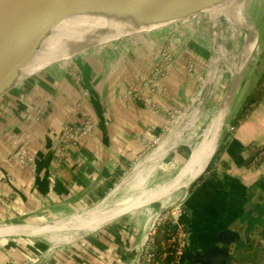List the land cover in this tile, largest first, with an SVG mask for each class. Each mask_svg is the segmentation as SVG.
I'll return each mask as SVG.
<instances>
[{
  "label": "crops",
  "instance_id": "1",
  "mask_svg": "<svg viewBox=\"0 0 264 264\" xmlns=\"http://www.w3.org/2000/svg\"><path fill=\"white\" fill-rule=\"evenodd\" d=\"M258 7L261 8L260 18L256 27L253 22L251 51L254 41L257 45L251 59L256 51L261 54L257 27L264 20V2ZM203 38L206 39L201 37L200 41ZM193 45L198 48L194 49L198 54L195 63L202 66L201 59L207 56L208 50L199 49L198 42ZM64 52V48L55 46L46 50L40 47L37 54L22 66V77L28 76L29 70L34 72L51 63L54 58L64 63L67 60ZM211 56L212 52L208 55L207 66ZM259 59L257 70L248 82L250 88L244 91L241 106L236 111L231 110L236 89L227 106L223 131L214 140L216 144L218 139L220 143L223 141L222 152L219 156L214 152L210 159L211 167L205 168L187 188L170 189L174 184L169 186L167 183L176 177H184H181L180 170L192 156V149L200 146L206 124L195 132L202 122L199 115L190 127L185 123V131L176 130L190 107L188 101L195 82L194 76L186 73L184 63L178 62L177 66L170 68L168 65L169 73L161 79L164 91L149 99L141 97L139 101L122 94L104 93L101 96L90 82L94 68L90 64L92 68L89 71H83L84 65H81L71 71L51 72L38 79L32 92L33 115H37L36 107L45 103L49 116H38L30 124L23 121L26 105L18 97L29 91L33 81H25L2 96L5 107L2 109L4 112H0V264H132L153 211L171 202H178L183 211L179 223L185 232V245L191 252L205 249L208 245L220 247L216 235L224 229L237 231L239 235V242L230 253L223 254L216 249L205 263L196 264H264V158L250 165L255 150L264 145V55ZM140 66L146 69L151 64L145 67L141 63ZM77 71H81L83 76L80 83L74 80ZM129 72V68L123 71L119 67L113 77H130ZM243 76L241 84L246 74ZM86 80L88 86L85 85ZM116 84L113 83V88ZM82 86L91 92V98L80 92ZM257 88L262 92L261 98L248 110L247 119L233 124L232 121L241 115L246 97ZM148 102L154 103L155 108ZM171 109L175 112H170ZM216 109L217 106L212 112L204 113L205 121ZM178 110L181 111L179 114ZM168 112L176 118L175 125L169 121ZM191 114L192 110L187 114L188 120ZM87 115L92 126L77 141H72L57 163L54 154L60 126L66 123L75 128ZM228 125H236V130L229 136L226 133ZM196 137L198 146L194 144L191 147L189 143ZM19 141L28 143L33 157L31 162L22 163L14 159L16 142ZM149 143L147 155L136 161L137 156L148 149ZM174 168L172 176L166 180L161 178L156 184L158 186H154L161 172L171 173ZM144 191L151 194L137 203L106 213L95 221L96 225L91 230L62 244L52 240L47 244L42 240L44 236H52L51 233L28 236L11 234L8 229L4 231V226L49 225L51 221L71 215L75 217L96 207L110 208L117 201ZM143 202L147 204L105 223H98L106 216L123 213ZM152 203L157 206H149ZM44 216L52 219L43 221ZM65 226L67 228L54 234L77 231L72 230L74 227L69 223ZM179 264L193 263L182 255Z\"/></svg>",
  "mask_w": 264,
  "mask_h": 264
},
{
  "label": "rangeland",
  "instance_id": "2",
  "mask_svg": "<svg viewBox=\"0 0 264 264\" xmlns=\"http://www.w3.org/2000/svg\"><path fill=\"white\" fill-rule=\"evenodd\" d=\"M261 2L263 3L264 0H250L247 1L244 6H245V13L247 12V14H249V19L250 21L254 22V25L256 27V22L257 19H259L260 17V10L261 8H259L258 6H260ZM206 11V12H205ZM234 14H232V22L229 25H227L226 23H224L223 17L219 18L218 20V31H219V36L222 37V39L219 40V38H216V42L220 45L223 46V49L225 51V53L228 55L226 56L225 54H222L223 57L227 58V57H231V52L233 54H235L238 51V48L241 45V36H242V29L244 27L242 20H241V13H242V8L241 7H236L234 10ZM202 16V20H194L192 22V18H186L183 20L178 21V24H175V26L178 25H183V26H187L185 28H180L177 31H168V32H163L157 36H155L154 38H152L151 40L146 41L145 43H140L136 46H127V47H123V45H121L120 47H122L121 49H119L117 52L115 53H103L102 56L98 59H95L93 61H90L88 63H84L82 65H84L83 71L84 69L86 71H89L90 66H94V68H92V78L90 81L91 84L93 85V87H97L96 90L98 92H100V95L102 96L104 93H114L115 95L117 94H122L124 97L131 99L133 101H139V99L142 98H150V97H154L155 94L160 93L163 90V85L161 83H164L161 79L165 77L166 74L169 73V70H167V66L170 67H175V65L177 66L178 62L180 63H184V69L186 71V73H190L191 75H193L195 82H194V90L190 96L189 99V109L185 111V115H184V119L183 121L180 122V125H178L179 127L176 130H184V126L185 123H187L188 121V117L187 114L189 115L191 110H200L199 111V115H200V119L199 121L201 123H199L196 127V133L197 130L202 128L203 125L206 124L207 121L206 118L204 117V113H210L212 112V110H214V108L218 105L219 100L221 99V97L223 96V94H225V92L228 90L229 87V83H230V73L228 71H225L223 69V66L221 63H219L217 70L215 72V77L213 80L208 81V78L206 76V70H207V61L208 59V55L210 53V51L212 52L211 46L214 42V40L211 38L210 36V13L208 12V9L203 10L200 14L197 15L196 19H198L199 17ZM112 17L106 18L107 20L111 19ZM104 19V18H103ZM106 20V21H107ZM221 21V22H220ZM104 21L99 20L98 22L96 21L93 24H98L97 26H90L87 27L85 29L80 30L79 32L75 33L74 35L68 36L66 38L57 40L56 42L53 43L52 46H55L56 48H64L65 50V55L66 58L68 59L69 57H71V55L73 54H77L80 52H83L84 49L86 47H88L89 45H93V46H97V47H101L103 44L108 43L110 40L114 39L117 37V35H120L121 32V27H119L120 23L117 24V26L114 28V30L112 32H110L109 34H101L100 38H97L91 42L87 43V46L83 47L80 46L79 44L81 43V40L84 36H89L90 39L95 38V34L97 33L98 30H100L101 28H103ZM133 22V21H130ZM193 23V24H191ZM91 24V25H93ZM131 25V24H129ZM124 26V25H123ZM157 26L155 25H150L149 27L143 28V29H138L136 30L135 34L133 35H137L140 33V31H145V30H149L152 28H155ZM129 28V27H126ZM256 30V29H255ZM258 30V34L259 36V45H258V49H260V53H258V51H256V54L254 55V58L250 60L249 64L247 65V67L245 68L243 75L246 74V78L243 80L242 84V78L244 77L243 75L240 78L239 83L236 85V93L234 98L232 99V103H231V110L232 111H236L240 106L241 103L243 102V99L245 98L244 95V91L248 88H250V85L248 86V82L250 81V77L251 75H253V73L256 72V64H259L260 60L259 57L264 55V20L262 25H258L257 27ZM253 32H254V28H253ZM127 33H131V32H127ZM129 36H132V34H130ZM201 37H205L206 39H202V41H200ZM219 40V41H218ZM226 40V41H225ZM196 42L199 43L200 48L199 49H206L207 51V56L205 55L204 57H202V62L203 65H197L194 59H196V52H194V49H198L195 48V46L193 44H195ZM77 44L79 45L78 50H73L70 49L71 48V44ZM255 43V41H254ZM253 43V45H254ZM86 44V43H85ZM51 46V47H52ZM70 51V55H67L68 50ZM230 52V53H229ZM186 56V57H185ZM141 63H143L145 65V67H147V64H151L150 68H142L140 65ZM90 64V66L88 65ZM125 66H124V65ZM196 64L197 65V70H192V66ZM79 67H81V65H78ZM121 67L123 69V71L126 70V68H129V74L130 77L125 75V76H121L120 77H113V73L115 72V69ZM74 68V66L69 67L67 69H69L71 71V69ZM158 68L160 71L159 73L156 75L155 78H153V84L151 82H149V77L151 74H153L155 72V69ZM28 75H30L31 73H33L32 70L28 71ZM35 72V71H34ZM79 74V78H83L81 71L76 73V75ZM75 75V76H76ZM74 76V78H75ZM248 76V78H247ZM25 78V77H24ZM120 78V79H119ZM86 79V78H85ZM27 81H32V79H29ZM85 85L88 86L87 80L85 81ZM122 83L117 85L116 83ZM21 82H19L20 84ZM113 83L116 84L115 88H113ZM17 84V85H19ZM125 84V85H124ZM16 85V86H17ZM165 85V84H164ZM14 86V87H16ZM14 87L9 88L6 91H10L12 90ZM207 87V88H206ZM85 87H80L79 89L81 90V93L86 92V90L84 89ZM123 88V89H121ZM6 91H3L2 93H6ZM113 91V92H112ZM234 92V91H233ZM91 93V92H90ZM87 94L90 98H91V94ZM116 95V96H117ZM137 99V100H136ZM151 101V100H149ZM149 105L153 106L155 108L154 103L152 102H148ZM79 104V103H78ZM195 104V106H194ZM144 105H146V103H144ZM250 109V108H249ZM249 109H244L243 113H246V116L244 117L243 120L247 119L248 117V110ZM84 112V111H83ZM179 114L181 111H177ZM86 113V112H84ZM176 114V113H175ZM89 115V114H88ZM86 116V118H90L89 116ZM241 120V122L243 121ZM171 122V124L175 125L176 124V118H170L169 120ZM224 128V123L222 125V128L220 129V132L218 134V136L220 137L222 131ZM185 131V130H184ZM235 131V130H234ZM233 131V132H234ZM199 132V131H198ZM233 132H228L227 128H226V133L227 136L232 135ZM196 133H194L196 135ZM184 135L180 136L181 138ZM219 141V139H218ZM216 144V149L217 147H219V143ZM197 142V137L195 139H192V141L189 143L190 146L192 147L194 144H196ZM216 142V141H215ZM189 146V148H191ZM150 149V143H149V147L147 150H144L140 153V155L137 156V160H142L147 154L146 152L149 151ZM215 149V150H216ZM262 149V148H259ZM258 150V149H257ZM222 152V151H221ZM221 152H218L216 154V156H219ZM215 157V156H214ZM263 159V158H262ZM262 159H260L257 163H259ZM256 163V164H257ZM211 167V166H210ZM209 168V167H208ZM209 171V170H208ZM175 173V168L174 171L172 170L171 173L170 171L167 172H161L160 176L157 178H160L156 183L154 182V186H158L156 185L160 180L164 179L166 180L168 177L172 176V173ZM173 173V174H174ZM162 178V179H161ZM153 186V187H154ZM151 187V188H153ZM144 190V189H142ZM121 196V195H118ZM114 198H117L114 197ZM123 199L119 200L122 201ZM117 201V202H119ZM176 205H178V202H171L170 204H168L166 207L169 209V207H176ZM149 206H157L155 203L149 204ZM161 209H163V207H161ZM160 210V208H158L156 211H153V214H156L158 211ZM64 217V216H63ZM48 219H52L49 216H44L43 221H46ZM1 225V223H0ZM147 225V223H146ZM145 225V226H146ZM50 231V230H49ZM77 233H75V236H81L82 235V231H76ZM61 233V232H60ZM69 232H64V235L61 234H54L53 236H44L45 239L41 238L44 242L46 241L48 244V241L52 240L55 241L58 244H62L63 242V237L66 236V234H68ZM45 235L44 233H38V234H34L36 236L38 235ZM34 235H30V236H34ZM29 236V235H28ZM9 238V237H8ZM9 241V239H8ZM76 241V240H75ZM45 242V243H46ZM51 242V241H50ZM49 242V243H50ZM73 243V242H72Z\"/></svg>",
  "mask_w": 264,
  "mask_h": 264
},
{
  "label": "water",
  "instance_id": "3",
  "mask_svg": "<svg viewBox=\"0 0 264 264\" xmlns=\"http://www.w3.org/2000/svg\"><path fill=\"white\" fill-rule=\"evenodd\" d=\"M217 1L0 0V89L11 86L15 81L19 80L22 66L37 54L41 42L49 35L51 29L68 16L93 15L103 18L113 17L122 22L130 19L133 22L127 29L122 28L123 25L120 22L119 27L122 28L120 35H117L116 38L103 44L101 47L89 45L83 52L71 55L64 63L57 60L46 64L21 79L19 85L29 79L40 78L54 71H61L72 66L88 63L100 58L103 53H115L122 48L120 47L121 45L123 47L136 46L151 40L163 32H175L180 28H185L187 26H175V24L186 18H192V22L194 20H202V16L196 19L197 15ZM143 25H155L157 27L140 31L139 34L133 35ZM99 32L104 33L105 31L101 29ZM130 34L132 36H129ZM250 60L249 58L247 59L245 68ZM243 72L236 78V85L239 83ZM211 144L213 148L216 147L215 141H212ZM195 179L191 180L185 188ZM146 204L145 202L136 208H130L120 213V215L138 209ZM107 217L103 219L106 218V221L112 219V217ZM238 236L237 231L224 229L216 235V241L221 244L220 247L208 245L205 249L191 252L190 247L185 245L182 255L193 264L205 263L212 251L216 249H219V252L223 254L230 253L234 245L239 242Z\"/></svg>",
  "mask_w": 264,
  "mask_h": 264
},
{
  "label": "bare ground",
  "instance_id": "4",
  "mask_svg": "<svg viewBox=\"0 0 264 264\" xmlns=\"http://www.w3.org/2000/svg\"><path fill=\"white\" fill-rule=\"evenodd\" d=\"M247 1H250V0H218L211 7L206 8L208 9V12L210 13V22H209V25L211 28L210 36L214 40L211 46L212 56L207 66L206 76L208 78V81L213 80L215 77V72L217 70V67L219 63H221L223 66V69L230 73L231 80H230L226 95L224 94L222 100H220L221 102L219 101L217 105L216 111L206 122V128L202 131V135H201L202 141L200 140L201 141L200 146L196 147L194 145L195 147L192 149V156H190V159L188 161L189 163H186L184 166V169L180 170V175H182L181 177L183 176L184 177L180 178L179 176L171 180L170 182H168L167 185L169 186L174 184L173 186L170 187V189H172L173 187L186 186L192 179H195L198 175H200L204 171L206 166L208 165L211 159V156H213L215 152V148H213L211 143L217 138L218 131L221 128V125L223 124L224 114L233 96L232 95L234 93L233 91H235L236 89V78L238 77L239 74L243 72V69H245V63L248 58L251 59L252 52L254 51L257 45V42L255 41V45L253 46L254 48L252 47V51H251V46H252L253 36H254V32H253L254 27H253V22L250 21L249 19V14H247V12L245 13L244 11L245 10L244 4ZM236 7L242 8L241 20L244 25L242 29L244 32H242L241 45L238 48V51L235 54L231 52V57L225 58L223 57L222 54H225L226 56L228 55L225 53L223 46L216 42L217 41L216 38H219V40L222 39V37L219 36L218 20L222 16L224 23L230 26L232 22V14L235 13L234 10ZM101 18H102V21L105 22V24L103 22L104 26L103 28H101V29H104L105 34L107 33L109 34L110 32H112L114 28L117 26V24L120 22L122 23V25H124L123 28L130 27L129 24H132V22H130L132 20L130 19H126L124 22H122V21L114 19L113 17L107 20L106 18L103 19V17L101 16H93V15L68 16L51 29V31L49 32V35L41 42L40 47L45 48V50L49 49L53 45V43L56 42L57 40L74 35L75 33L87 27L95 26V25L97 26L98 24H93V23H95L96 21L98 22L99 20H101ZM149 26L150 25H143L141 26L140 29H143ZM101 34L103 33H100L98 30L97 33L95 34V38L93 39H90L89 36H84L79 45L85 47L87 46L88 42H91L97 38H100ZM79 45L72 43L70 49L79 51L80 50L78 49ZM70 49L68 50L67 55H70V51H71ZM57 60H58L57 58H54L51 62L57 61ZM20 72H21V69H20ZM23 78L24 76L22 77V75L20 74L19 80L15 81L11 86H7L5 88L0 89V98L9 92L6 90L19 84V82H21V79ZM3 91H6V93H2ZM199 111L200 110H192L191 117L187 121L186 127H190V125L198 118ZM156 191H159V188ZM150 194L151 192L149 191L135 193V195L133 194L123 199L122 201L114 205L113 207H110V208L109 207H104V208L96 207L91 210H88L85 213L76 215L75 217H72L73 215H71L68 218H63L57 221H51L49 225L48 224L43 225V223L32 225V226L28 225L26 227L11 225V226H4L6 227L4 228V231L8 229L7 232L9 231V233L11 234H24V235H34L38 233H51V235L53 236L54 233L59 232L60 229L67 228L65 224L69 223V225H73L74 227L72 228V230L73 229H77V231L81 230L82 234H85L87 231L91 230V228L94 225H96L95 221H97L100 217H102L106 213L118 211V209L120 208L122 209V207L125 208L124 206L126 205H132L133 203H137L139 202L140 199ZM142 204H144V202L138 203L134 205L132 208L134 207L136 208L137 206H140ZM130 208H127V210ZM120 213H115L114 214L115 216L110 215L108 217H112V219H114L115 217L119 216ZM105 222H107L106 218L98 221L99 224L105 223ZM83 227H86V228H83ZM75 233L77 232L72 231L68 233L66 237L63 238V241H66V242L69 241L71 237H74L76 235Z\"/></svg>",
  "mask_w": 264,
  "mask_h": 264
},
{
  "label": "built area",
  "instance_id": "5",
  "mask_svg": "<svg viewBox=\"0 0 264 264\" xmlns=\"http://www.w3.org/2000/svg\"><path fill=\"white\" fill-rule=\"evenodd\" d=\"M82 65V64H81ZM79 67L78 65L74 66ZM197 65L194 64L192 66V70H197ZM159 69L156 68L155 72L150 75L149 82L153 84V78L156 77V75L159 73ZM39 78H34L32 79L33 83L31 84V87L29 91H24V93H21L18 97L19 101L24 103L26 105V112L23 116V121L28 122L30 124L33 122L35 118H38V116H49V114L45 111V103H40L38 107H36V112L37 115H33L32 109H33V104H32V92L35 86L37 85ZM82 78H79V74H77L74 78L75 83H80L79 81ZM31 82V81H30ZM164 90V87H163ZM90 91V90H89ZM90 92H84L83 95L87 96ZM82 95V96H83ZM5 100L2 101L0 98V112H4V103ZM170 112H175L174 109H171ZM168 112L170 118H173L172 113ZM246 116V113H243L239 117V122L244 119ZM1 117V116H0ZM1 120V119H0ZM92 126V122L90 119L86 118L82 123H80L77 127L72 128L69 124H62L58 130L57 133V139L56 143L57 146L55 148V154L54 158L56 162L64 156L65 151L70 147L72 144V141H77L78 137L85 133L89 127ZM236 130V125H228L227 126V131L228 132H233ZM17 147L14 151V159L26 163V162H31L33 160V157L31 153L29 152V145L26 141H19L16 142ZM264 158V148L258 149L256 153L253 155L252 159L250 160V165H255L260 159ZM182 209L180 205H176V207L172 208L169 207H163V209L160 208V210L156 213L151 215L149 218L147 225L144 227L143 230V243L138 246L137 252L134 256L133 263L132 264H158L157 261H153V244H154V237H155V231L160 226L163 222L165 221H170L171 224H173L174 231L169 235V237L166 239V245H172V252L173 253V260L170 262V264H179V261L182 257V252L185 246V232L182 229L181 224L179 223V218L182 215Z\"/></svg>",
  "mask_w": 264,
  "mask_h": 264
},
{
  "label": "trees",
  "instance_id": "6",
  "mask_svg": "<svg viewBox=\"0 0 264 264\" xmlns=\"http://www.w3.org/2000/svg\"><path fill=\"white\" fill-rule=\"evenodd\" d=\"M262 92L257 88L252 93H250L245 100L244 108L240 112L241 115L243 114L244 109H249L256 103L257 100L261 98ZM240 115V116H241ZM239 115L232 121L233 124L238 123ZM224 148L223 141L219 144V147L215 150V156L218 152H221ZM258 148H264V145L259 146ZM257 148V149H258ZM257 149L255 150L254 154L256 153ZM212 165V161L210 160L207 167H210ZM201 177V176H200ZM174 228L173 224H171L170 221L163 222L155 231V237H154V244H153V261H157L158 264H170V262L173 260V253L172 252V245H166V239L173 233Z\"/></svg>",
  "mask_w": 264,
  "mask_h": 264
}]
</instances>
